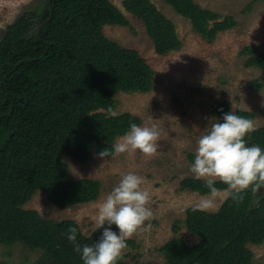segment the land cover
<instances>
[{
	"label": "trees",
	"instance_id": "16d2710c",
	"mask_svg": "<svg viewBox=\"0 0 264 264\" xmlns=\"http://www.w3.org/2000/svg\"><path fill=\"white\" fill-rule=\"evenodd\" d=\"M152 1L122 0L121 5L144 25L155 53L165 56L182 45L174 24ZM158 1L189 21L207 43L236 26L231 17L220 21L193 0ZM50 14L49 24L37 35ZM105 26L131 30L111 0H46L17 17L0 39V247L19 244L37 253L29 264H82L67 230L77 227L79 243L90 244L102 229L85 236L75 221L56 223L23 206L36 191L60 210L95 202L101 183L67 179L63 157L85 164L92 153L111 151L131 124L141 125L132 114L111 115L113 96L147 94L154 85L155 72L147 61L136 50L106 38ZM238 57L244 68L258 69L264 78V56L256 47H243ZM247 86L259 91L264 83L254 80ZM230 110L227 100L217 102L212 115L219 118ZM235 112L254 120L252 113ZM248 143L264 148V125ZM216 187L225 186L217 182ZM179 190L208 195L205 181L199 179L182 180ZM182 223L197 243L189 246L172 237L158 249L164 264H254L248 246L264 242V191L249 190L238 204L225 199L217 212L186 208ZM179 224H173L174 234ZM126 248L135 249V242L128 239ZM117 264L127 263L120 256Z\"/></svg>",
	"mask_w": 264,
	"mask_h": 264
},
{
	"label": "rangeland",
	"instance_id": "374dc122",
	"mask_svg": "<svg viewBox=\"0 0 264 264\" xmlns=\"http://www.w3.org/2000/svg\"><path fill=\"white\" fill-rule=\"evenodd\" d=\"M122 0H111L127 19L129 28L105 26L103 34L119 46L136 50L155 72L154 85L147 94H122L113 96L115 106L111 115L129 113L141 120V126H155L159 131L157 154L145 156L139 151L114 154L101 159L94 152L85 164L67 157V179H92L101 183V191L95 202L71 206L64 210L53 207L41 191L23 206L34 210L56 223L75 221L81 232L88 236L94 231L97 209L104 197L119 182L120 178L134 172L144 179L142 188L150 194V207L154 218L146 223L152 226L141 230L131 238L135 249L125 248L121 257L127 264H164L158 249L176 236L189 246L197 238L189 234L182 223L186 208H197L202 197L180 191V182L186 178L196 179L189 171L195 155V141L206 126L207 118L217 102L228 101L231 110H241L254 115L256 129L264 125V87L255 91L247 85L260 80L258 69L244 68L238 53L243 47H256L264 56V1L261 0H193L203 9L220 16V21L231 17L236 26L220 33L216 40L207 43L196 34L189 21L181 18L168 5L153 0L157 10L175 26L181 48L165 56H158L152 41L147 37L144 25L122 9ZM46 0H0V39L7 26L19 16L35 7L43 6ZM41 12V8L38 9ZM218 118V117H217ZM119 139L116 140V143ZM203 180L204 179H199ZM264 189H258V192ZM208 196V195H207ZM225 199L216 198L217 207L203 210L217 212ZM179 221V232H172L173 224ZM254 264H264V242L259 246L249 245ZM38 254L21 245L12 248L0 247V264H29Z\"/></svg>",
	"mask_w": 264,
	"mask_h": 264
},
{
	"label": "clouds",
	"instance_id": "9594fccd",
	"mask_svg": "<svg viewBox=\"0 0 264 264\" xmlns=\"http://www.w3.org/2000/svg\"><path fill=\"white\" fill-rule=\"evenodd\" d=\"M207 120L195 141V155L189 167L193 177L204 179L208 188V196L202 197L197 204L200 210L216 208L218 197L238 204L244 200L247 191L264 188V148L248 143L256 131L253 120L233 110ZM159 135L155 126L133 123L111 151L105 148L97 155L105 159L113 154L139 151L145 156H153L160 147ZM217 182L225 187L217 188ZM143 183V177L128 172L106 194L95 216L94 232L102 229L95 242L80 244L78 228L67 230V240L82 264H117L127 247V240L138 231L151 228L152 225L146 222L154 218V212L149 206L148 190L141 187Z\"/></svg>",
	"mask_w": 264,
	"mask_h": 264
},
{
	"label": "water",
	"instance_id": "95a60500",
	"mask_svg": "<svg viewBox=\"0 0 264 264\" xmlns=\"http://www.w3.org/2000/svg\"><path fill=\"white\" fill-rule=\"evenodd\" d=\"M50 1H48V3H47V7H50ZM46 7V8H47ZM45 11H46V9H45ZM51 17H52V15L50 14L49 15V17H48V19L42 24V25H40V27H39V29H38V32H37V35H39V33H40V31L42 30V28L43 27H45L46 25H48L49 24V22H50V20H51Z\"/></svg>",
	"mask_w": 264,
	"mask_h": 264
}]
</instances>
